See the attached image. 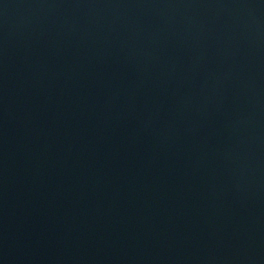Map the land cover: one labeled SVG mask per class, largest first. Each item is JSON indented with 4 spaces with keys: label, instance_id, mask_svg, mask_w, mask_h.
Masks as SVG:
<instances>
[{
    "label": "water",
    "instance_id": "95a60500",
    "mask_svg": "<svg viewBox=\"0 0 264 264\" xmlns=\"http://www.w3.org/2000/svg\"><path fill=\"white\" fill-rule=\"evenodd\" d=\"M0 264H264V0H0Z\"/></svg>",
    "mask_w": 264,
    "mask_h": 264
}]
</instances>
